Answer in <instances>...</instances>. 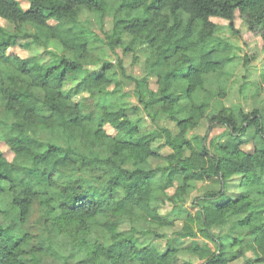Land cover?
I'll list each match as a JSON object with an SVG mask.
<instances>
[{
	"label": "trees",
	"instance_id": "1",
	"mask_svg": "<svg viewBox=\"0 0 264 264\" xmlns=\"http://www.w3.org/2000/svg\"><path fill=\"white\" fill-rule=\"evenodd\" d=\"M106 9L107 0H30L27 9L0 0L7 23L0 24V264H264V110L222 102L220 83L233 60L211 21L226 20L236 32L240 13L264 43V0H125L119 7L140 16L115 20L108 45L124 55L143 49L158 86L134 82L147 114L160 119L155 131H143L115 97L123 92L122 63L91 55L82 15ZM29 40L60 53L45 64L10 54ZM113 84L116 93L106 92ZM81 91L89 96L78 100ZM202 123L227 128L230 141L191 135ZM163 149L171 152H155ZM154 157L162 164L147 167ZM204 182L192 215L188 193ZM178 223L160 246L163 236L150 229ZM188 240L191 247L178 248Z\"/></svg>",
	"mask_w": 264,
	"mask_h": 264
},
{
	"label": "rangeland",
	"instance_id": "2",
	"mask_svg": "<svg viewBox=\"0 0 264 264\" xmlns=\"http://www.w3.org/2000/svg\"><path fill=\"white\" fill-rule=\"evenodd\" d=\"M18 1L24 9H27L30 5V0ZM124 2L125 0H107V9L105 14L97 12L84 13L82 15L84 28L93 34L92 40L94 44L91 46V55L94 59L112 62L115 65L122 63L121 68L124 70L125 76H122L119 68H117L116 71H118L119 82L123 84V92L116 93L117 89L114 84L107 88L106 92L116 93L115 97L128 105V115L133 120L140 121V127L143 131H155L157 129L156 124L160 123V119H158V123H154L152 121V117L147 114L144 105L140 103L139 98L136 95V86L134 82V80H136V82L138 80L148 81L150 83L151 90L154 91L158 86L157 79L146 71V55H143V49H136L124 55L122 48L119 47L111 49L108 45L109 41L107 36L112 34L115 20H119L120 18H129L132 15L140 16V12L134 11L129 13L125 9H119ZM211 21L218 26L216 35L229 44L230 48L228 50V54L233 60L231 66L227 69L226 76L223 77V81L220 83L221 86H225L226 88V95L222 102L226 107H233L236 110L243 109L246 112H250L253 109L264 110V43L262 37L249 30L245 19L240 13L236 14L234 21L236 32L230 29V23L226 20L212 19ZM0 24L7 26V23L2 20H0ZM131 40V37L124 40L125 47L130 45ZM52 52L60 53L59 49L55 45L45 47L35 43L33 40H29L27 43L22 41L19 46L17 45L10 50V54L12 55H17L22 59L33 58L42 64L49 63L51 61ZM93 68L95 67H90V69ZM68 87H70V85ZM84 96L88 97L89 93L81 91L77 96V99L82 100V97ZM133 107H137L138 109ZM161 123H163V121H161ZM169 128L174 130L173 125L171 124L169 125ZM107 131L109 134L114 135V131L110 127H107ZM227 132L228 130L225 127L215 126L213 128H209L207 123H202L199 128L191 132V135L199 136L201 138L207 135L208 141L222 138L221 142L226 144L230 141L227 136L225 137ZM252 149L253 144L247 142L245 144V150L250 151ZM2 151L5 154V157L9 161H12L13 154L5 144H2ZM155 152L160 155H166L171 151L169 149H163L156 150ZM162 162L163 161L160 158L154 157L147 163L146 166L156 168L157 166H160ZM128 167L131 168L132 165L128 164ZM162 180L163 178L161 175H157L153 185L158 187ZM211 183L217 184L216 182ZM207 184L210 183L204 182L194 184L195 187L188 193L185 207L192 215L197 213V209L193 206V202L199 195H203V190H205ZM212 186L214 187V185ZM173 192L174 191H171V194ZM158 206L160 208V203ZM171 208V205L166 206V210H171ZM181 225V223H178L175 228L162 229L161 231L160 228L157 227H152L150 230L151 232H155L163 236L161 239L158 238L157 242L160 246L165 247L167 240L174 237V232L178 231V229L181 228ZM132 226L133 225L130 222H124L121 229L124 231H130ZM149 237L152 241L156 239L152 235L148 236V238ZM148 238H146V240H148ZM198 241L203 242L204 240L201 237ZM187 242V244L181 246H179L178 243V248L191 247V244H189L191 241L188 240ZM210 246L212 247V244ZM184 258L191 259L187 256H184ZM191 260L194 263L200 262L196 258H192ZM48 262L53 264L52 259H49L47 263ZM233 264H244V261L243 259H240Z\"/></svg>",
	"mask_w": 264,
	"mask_h": 264
}]
</instances>
